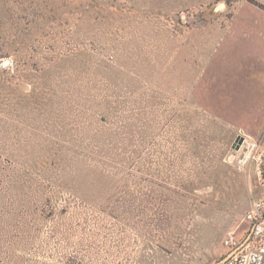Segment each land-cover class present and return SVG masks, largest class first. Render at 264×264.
<instances>
[{
	"label": "rangeland",
	"instance_id": "1",
	"mask_svg": "<svg viewBox=\"0 0 264 264\" xmlns=\"http://www.w3.org/2000/svg\"><path fill=\"white\" fill-rule=\"evenodd\" d=\"M263 199L264 0H0V264H220Z\"/></svg>",
	"mask_w": 264,
	"mask_h": 264
},
{
	"label": "built area",
	"instance_id": "2",
	"mask_svg": "<svg viewBox=\"0 0 264 264\" xmlns=\"http://www.w3.org/2000/svg\"><path fill=\"white\" fill-rule=\"evenodd\" d=\"M245 220L249 224L247 236L225 241L231 252L222 264H264V199L252 205Z\"/></svg>",
	"mask_w": 264,
	"mask_h": 264
},
{
	"label": "water",
	"instance_id": "3",
	"mask_svg": "<svg viewBox=\"0 0 264 264\" xmlns=\"http://www.w3.org/2000/svg\"><path fill=\"white\" fill-rule=\"evenodd\" d=\"M219 8H221V7L219 6ZM229 255H230V254H229ZM228 257H229V256H228ZM228 257H227V258H228ZM227 258H226V259H227ZM226 259H225V260H226ZM225 260H224V261H225ZM224 261H223V262H224ZM223 262H221L220 264H222Z\"/></svg>",
	"mask_w": 264,
	"mask_h": 264
}]
</instances>
